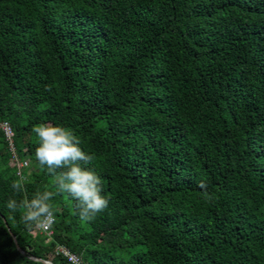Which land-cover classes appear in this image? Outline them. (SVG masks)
<instances>
[{
	"label": "trees",
	"instance_id": "trees-1",
	"mask_svg": "<svg viewBox=\"0 0 264 264\" xmlns=\"http://www.w3.org/2000/svg\"><path fill=\"white\" fill-rule=\"evenodd\" d=\"M2 123L28 165L0 128V264H72L58 246L84 264H264V0H0ZM41 123L96 157L109 205L87 224L35 158ZM45 190L50 237L7 208Z\"/></svg>",
	"mask_w": 264,
	"mask_h": 264
},
{
	"label": "clouds",
	"instance_id": "clouds-1",
	"mask_svg": "<svg viewBox=\"0 0 264 264\" xmlns=\"http://www.w3.org/2000/svg\"><path fill=\"white\" fill-rule=\"evenodd\" d=\"M32 132L39 141L35 158L40 168L46 169L54 178L56 194H67L76 201L77 214L82 223L94 220L109 205V200L102 194L100 176L88 167L95 161V155L81 149V141L71 128L41 123L34 125ZM198 187L207 196V184L201 182ZM12 188L15 192L23 191L20 181H13ZM53 195L51 191H37L30 200L25 198L17 202L10 199L7 208L11 212L23 210L21 219L29 228H47L53 220L50 204Z\"/></svg>",
	"mask_w": 264,
	"mask_h": 264
},
{
	"label": "built area",
	"instance_id": "built-area-1",
	"mask_svg": "<svg viewBox=\"0 0 264 264\" xmlns=\"http://www.w3.org/2000/svg\"><path fill=\"white\" fill-rule=\"evenodd\" d=\"M0 128L3 129L5 136L9 142L10 145V150L13 153V160L17 164L18 169L21 170L24 167H27L28 161H19L15 152V148L13 145V136L14 133L11 129V127L7 123H2L0 124ZM20 174V171L18 172ZM52 225H53V220L52 223L47 227V228H39V231L41 233L46 234L48 237L52 235ZM56 255H62L68 259V261L72 264H84L79 257L76 255L72 254L67 248L64 246H58L55 250Z\"/></svg>",
	"mask_w": 264,
	"mask_h": 264
},
{
	"label": "water",
	"instance_id": "water-1",
	"mask_svg": "<svg viewBox=\"0 0 264 264\" xmlns=\"http://www.w3.org/2000/svg\"><path fill=\"white\" fill-rule=\"evenodd\" d=\"M5 221V220H4ZM7 225V224H6ZM8 227V226H7ZM9 232H10V234L12 235V237L14 238V240H15V243H16V245H17V248H18V250L20 251V252H23L22 250H21V248L18 246V244H17V240H16V238H15V236L13 235V233L9 230ZM33 259H35V258H33ZM35 260H38V261H42V260H40V259H35ZM44 264H51L50 262H47V261H42Z\"/></svg>",
	"mask_w": 264,
	"mask_h": 264
}]
</instances>
